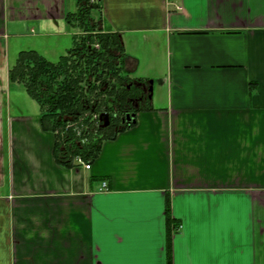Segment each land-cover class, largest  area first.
Segmentation results:
<instances>
[{
    "label": "crops",
    "instance_id": "0c3cea01",
    "mask_svg": "<svg viewBox=\"0 0 264 264\" xmlns=\"http://www.w3.org/2000/svg\"><path fill=\"white\" fill-rule=\"evenodd\" d=\"M75 1L0 0V264H264V0H102L154 90L91 168L10 79L74 45Z\"/></svg>",
    "mask_w": 264,
    "mask_h": 264
},
{
    "label": "trees",
    "instance_id": "16d2710c",
    "mask_svg": "<svg viewBox=\"0 0 264 264\" xmlns=\"http://www.w3.org/2000/svg\"><path fill=\"white\" fill-rule=\"evenodd\" d=\"M77 3V10L67 14V22L76 32L74 45L55 62L35 50L22 51L10 71L11 82L22 83L41 105L45 127L56 134L57 162L66 167L75 166L79 159L93 163L106 139H114L134 123L95 139L93 128L83 129L87 142H82L74 130L66 132L62 142L56 130L78 121L86 112L97 111L101 103L106 110L114 106L125 109L142 96L135 83L149 84L132 77L121 35L104 28L102 0ZM100 131L104 130L99 126Z\"/></svg>",
    "mask_w": 264,
    "mask_h": 264
},
{
    "label": "rangeland",
    "instance_id": "374dc122",
    "mask_svg": "<svg viewBox=\"0 0 264 264\" xmlns=\"http://www.w3.org/2000/svg\"><path fill=\"white\" fill-rule=\"evenodd\" d=\"M75 2H76L75 0H68V4L70 5L71 8L75 7ZM13 39H17V38H13ZM12 42H17V41L12 40ZM52 58L58 60V55L57 57H52ZM146 86L148 87V85ZM153 90H154V87H153ZM96 103L97 102L93 104L92 106L93 109H95ZM122 113L123 112L120 110V106H117V107L114 106L112 109L106 110L105 107L102 106V103H101L97 111L86 112L78 119V121L67 123L64 128H60L56 130V132L59 134L62 142H64V139L67 137L66 132L70 130H74L75 135L82 138L81 140L82 142H87V138L82 137L83 129L90 130V127L93 128L91 129V133H93L92 139L99 138L101 137V135H104L103 133L108 134V133L113 132L116 129L115 127L120 124L119 119ZM106 120L110 122L109 126L108 125L105 126ZM99 126H100V129L103 128L104 130L103 132L102 131L99 132ZM79 160H82V159H79Z\"/></svg>",
    "mask_w": 264,
    "mask_h": 264
},
{
    "label": "flooded vegetation",
    "instance_id": "af4514ba",
    "mask_svg": "<svg viewBox=\"0 0 264 264\" xmlns=\"http://www.w3.org/2000/svg\"><path fill=\"white\" fill-rule=\"evenodd\" d=\"M137 83H135L134 86L139 89V91L142 93V96L137 97L134 100L133 104L132 103H131V105L127 104L125 109H120L123 113L121 114L120 119H119L120 124L115 127L116 128L115 130H118L120 127L126 125V124H124V121L126 119L127 114L128 113L131 114V113L135 112L136 109L141 107L143 105V103H145V101H147V98H149V94H150V92L148 90L149 86L148 87L145 85L142 86L141 84H139V83L137 84ZM108 126H109V124H108Z\"/></svg>",
    "mask_w": 264,
    "mask_h": 264
},
{
    "label": "water",
    "instance_id": "95a60500",
    "mask_svg": "<svg viewBox=\"0 0 264 264\" xmlns=\"http://www.w3.org/2000/svg\"><path fill=\"white\" fill-rule=\"evenodd\" d=\"M153 84H154V81L153 80H150L149 81V98L151 99L152 98V93H153ZM146 86V84H144ZM136 115H137V112H133V113H128L127 116H126V119L124 121V124H127V125H131L133 123L136 122ZM109 124V121L106 120V123H105V126H107Z\"/></svg>",
    "mask_w": 264,
    "mask_h": 264
},
{
    "label": "built area",
    "instance_id": "2783aa9c",
    "mask_svg": "<svg viewBox=\"0 0 264 264\" xmlns=\"http://www.w3.org/2000/svg\"><path fill=\"white\" fill-rule=\"evenodd\" d=\"M86 168H91V163L84 162L83 160H79Z\"/></svg>",
    "mask_w": 264,
    "mask_h": 264
}]
</instances>
